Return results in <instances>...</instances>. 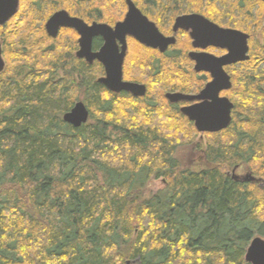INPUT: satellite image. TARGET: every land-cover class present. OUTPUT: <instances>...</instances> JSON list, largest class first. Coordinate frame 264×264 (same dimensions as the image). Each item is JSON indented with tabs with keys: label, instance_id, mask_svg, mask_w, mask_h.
<instances>
[{
	"label": "trees",
	"instance_id": "obj_1",
	"mask_svg": "<svg viewBox=\"0 0 264 264\" xmlns=\"http://www.w3.org/2000/svg\"><path fill=\"white\" fill-rule=\"evenodd\" d=\"M110 1L99 2L106 7ZM72 2L62 0L70 8ZM247 2L264 5L239 0L237 8ZM188 3L198 11L204 0H151L148 7L185 12ZM207 3L211 11L204 14L217 20L211 13L220 0ZM23 7L0 27L8 60L0 74V264H248L250 243L264 238V188L235 182L218 165L181 167L171 123H191L168 104L146 97L137 101L145 104L137 108L142 118L129 120L125 113L117 119L120 103L131 98L101 85L102 66L78 60L76 47L70 51L62 37L51 40L43 30L36 39L34 11ZM243 10L251 16L252 10ZM260 82L247 81L249 92L259 85L263 94L264 78ZM80 99L92 111L89 122L75 129L63 116ZM256 122L250 133L235 132L227 148L211 146L208 161L252 160L264 149V123ZM152 178L164 185L147 195Z\"/></svg>",
	"mask_w": 264,
	"mask_h": 264
},
{
	"label": "water",
	"instance_id": "obj_2",
	"mask_svg": "<svg viewBox=\"0 0 264 264\" xmlns=\"http://www.w3.org/2000/svg\"><path fill=\"white\" fill-rule=\"evenodd\" d=\"M125 1L129 12L124 22L119 23L115 29L98 24L90 27L83 20L72 17L66 11H60L49 19L46 31L49 37L56 39L61 29L75 30L81 36L79 40L81 49L77 57L84 59L90 65L98 61L104 67L105 76L99 79L101 85L116 94L127 92L135 97H145L146 86L124 81L126 37L131 36L139 43L149 48L159 49L161 52H165L176 41L174 38H166L162 35L156 25L141 13L132 0ZM19 10L20 0H0V27L11 22L18 15ZM191 28L194 30L192 37L197 41L194 43L195 47L226 48L229 54L222 58L206 54H191V58L197 63L196 70L209 72L213 81L198 96L170 94L167 98L171 103L199 102L183 108L182 113L194 122L199 133L217 134L230 127L234 108L227 98H220L222 91L232 88L231 78L224 67L249 60V37L237 30L222 29L200 15H189L177 19L175 31ZM97 36L104 38L105 45L99 53L95 54L92 52V41ZM118 40L123 44L122 53L119 51ZM5 69L3 44L0 42V74ZM89 119L90 111L84 102L76 103L72 110L63 116V121L75 129L86 125ZM251 179L255 181V178L251 177ZM245 260L248 264H264V239L257 237L251 242Z\"/></svg>",
	"mask_w": 264,
	"mask_h": 264
},
{
	"label": "rangeland",
	"instance_id": "obj_3",
	"mask_svg": "<svg viewBox=\"0 0 264 264\" xmlns=\"http://www.w3.org/2000/svg\"><path fill=\"white\" fill-rule=\"evenodd\" d=\"M72 1H74V0H70V2H72ZM99 1L100 0H78L77 3L72 2V4L70 5L72 8L62 4V9L70 8V10L72 12H73V9L75 12L78 10H81V12L88 14V16H90V15L95 14L94 12H95V10H97L96 8L98 6V10L102 11V13L104 14V18L107 20L120 18L125 13L126 7H125L124 0H112V1L107 3L106 7H102V9H100V6H102V5H100ZM134 1L139 5L144 4V6H149L148 4L151 2V0H134ZM237 1H239V0H224V1L220 0V3L218 4L219 10H216V11L214 10L211 14L215 15L216 16L215 18L219 19V22L222 23L223 26H226V27L233 26L235 28H239V29H242L244 31H248V32L252 33L254 36H256L254 46L257 47V50H259V52H261V59L259 61V63L261 64L263 62L262 61V57H263L262 48H264V5H262V4L258 5V4L253 3L252 4L253 6H252L251 4H249V2H247L245 4L244 8L252 10L251 16H249L246 14V12L244 13V10H243L244 8L243 9H241V7L237 8ZM33 2H34V0H23L22 4H23V6H26V5L29 6V5H32ZM81 4H82V6L80 8H78ZM155 7H153V8H155ZM201 7L199 8V10L197 12L207 13L208 11L209 12L211 11L210 5L207 3V0H204V5ZM147 8H149V7H147ZM183 8L186 9L187 11H194V12L196 9L195 7L192 8V6L189 3H188V5H186ZM163 9H164V7H162V8L159 7L158 11L162 12ZM67 10L69 11V9H67ZM242 10H243V12H242ZM25 11L27 12L28 10L26 9ZM40 11L37 12L35 10L33 12L35 17L32 19V23H31V26L33 28L34 27L37 28V34L35 35L36 39H38V36L43 35V30L45 32L44 26H45L46 20L48 19L50 14H52V11L44 10V11H42V13H40ZM28 12H30V11H28ZM72 12H70V13L73 15ZM161 12H159V14L158 13L157 14L153 13V14L155 16L161 18V20L164 19L162 21V24L165 28H167L169 25V20H170V19H168L169 15H170V10L168 11V13L164 14L163 19H162V13ZM41 18H44V20H41ZM104 22H106V21H104ZM61 37H62V43H64V44L68 43L69 44L70 51L72 50L71 49L72 46L77 48L78 37H77L75 32H73V34H69V35H66V34H64V32H62ZM182 40L184 41V45L182 48H183L184 52H186L189 49V44L185 43V39H182ZM0 42L2 43L3 41L0 39ZM46 45L48 47L51 46V44L49 42L45 43V46ZM38 46H39V48H40V46L45 48V46L42 44H38ZM141 54L142 53L140 52V48H138L136 50V46H135L134 48L131 49V51H130V60H131L130 61V70L139 72V73L135 74L136 76L141 75L147 79V82H144V83H146L148 85V88H149L148 99L150 101L154 102L155 104H161L162 106L166 105L167 101L164 98L165 91L171 90L170 87L173 86L174 80L175 81L178 80L176 82H178L179 85H185V83H186L185 79H186V77H188L187 76L188 71L181 70V68L179 66H178L179 68L175 67L173 69V66L170 65V62L168 61L169 64H165V62H164V64L162 63V68L164 65V69H163L162 75H158L156 73H152L149 71V67H150V65H152L151 62L153 60L152 59H145V60L140 62L141 64H143L145 62L147 63L146 66H144L146 69V71L144 72V71L140 70L139 62H138L142 58ZM48 58H50L52 60L54 59V57L51 53H48L46 59H48ZM5 62H6V67H7V65H8L7 58H5ZM11 62H12L11 63L12 65L13 64L16 65V61H14L13 58L11 59ZM22 62H23V59H22ZM261 68L264 69V65H262V67H260V69ZM171 70H174V72L176 73V74H174V78L171 77V73H170ZM261 72H263V71H260V73ZM170 77H171V79H170ZM168 84H170V85H168ZM178 87H180V86H178ZM234 99H236V97H234ZM78 102H84L86 104V102L83 99H80ZM78 102H76V103H78ZM238 102H240V101H238ZM120 104H121V107L119 108V111H118L119 116L117 117V119L120 118V116L123 114L125 116V113H126V117L129 120H133V119L135 120V119L142 118V116L138 112L137 108H141V109L144 108V105H145L144 103H138V102H134L133 100H128V101H125L124 103H120ZM237 104L240 105L239 109H237L239 113H242L246 116L251 117L252 118L251 123H254L255 121H257L255 124H261L260 122H258V118L261 117L260 114L264 113V111L261 110V108L264 110V100L259 99V103L257 106L258 108H260L259 114L256 113L257 107H256V109L254 108L250 111V107L252 105H248V103H246L245 101H241L240 103H237ZM89 111H92V110H89ZM154 117L156 118V120L164 122L162 115L160 116L159 114L158 115L156 114V115H154ZM245 120L246 119L242 120L244 122H242L241 124H238V123L235 124L237 126H240L239 130H237V126L234 125V128H232L233 131L228 133V135H225V136H224V134H221V135H202L195 130V127L192 123L188 124V122L186 120H183V119L180 120L182 123L178 126L175 125V123H171L174 131L178 132V134H176V133L171 134V136H173V137L175 136V138H176L175 142H177L176 143L177 147H176L175 155H174L175 161H177L178 164L181 165V167H183L185 169H191L194 171H200L202 169L218 165L225 171V173L227 175L229 174L232 176L235 161H233V162L229 161V163H222V164H221V162L219 164H216V163L212 164L208 161L207 151L211 146L213 148L215 145H218L219 143L224 145V146H222V148L223 147L227 148L229 146L227 144H229L230 141L234 138L233 134L235 132H237V131L238 132L239 131H247L248 132V130H250V128H252V126H251V124H247ZM157 123L158 122H156V124ZM180 131H181V133H180ZM248 133H250V132H248ZM259 142H261L260 143L261 146L262 145L264 146V137H261L259 139ZM246 147H244V149H247ZM248 152H249V155L251 156V152L250 151H248ZM258 153L259 154L255 155V157L252 160L250 159L247 162L245 161L244 164H242L243 167H241L237 171L238 175L244 176L248 173V170H251L253 172L254 176H256L258 179H260V178L263 179V182H264V156L263 157L261 156L264 153V149H263V151H258ZM236 164H239V163L236 162ZM163 185H164V181L162 179L152 178L150 181H148L146 183V194L147 195L155 194L159 189H161L163 187ZM258 185H260L264 188V184H258ZM131 264H138V261L137 260L131 261Z\"/></svg>",
	"mask_w": 264,
	"mask_h": 264
},
{
	"label": "flooded vegetation",
	"instance_id": "obj_4",
	"mask_svg": "<svg viewBox=\"0 0 264 264\" xmlns=\"http://www.w3.org/2000/svg\"><path fill=\"white\" fill-rule=\"evenodd\" d=\"M132 1L136 5V7L141 11V13L144 16H146L150 22H152L156 25V27L158 28V30L160 31V33L162 35H164L166 38H174L176 42H175V44L170 45L166 49L165 52H161L159 49L149 48V47L139 43L135 38H133L131 36H127L126 37L127 51H126L124 68H123L124 81L129 82V83H136V84L146 86L147 94L145 97H135L134 95L127 93V92H122L120 94H116V93H113L109 90L108 91L111 92L112 94H115V95L129 96L131 98V100H133L134 102L141 101L146 97L148 98L149 88H148V85L146 83H144V82H147V79L144 77L142 78V76H140V75L136 76L135 74L139 73V72L130 70V61H131L130 60V51L132 48H134L136 46V50L138 48H140V52L142 53L141 54L142 58L138 62H139L140 70H142L144 72L146 71L144 66H146L147 63L145 62V63L141 64L140 62L145 60V59H152L153 60L151 63L155 64V66L152 69V68H150L152 65H150L149 71L152 73H156L158 75H162V72L164 69V65L162 68V63L164 64V62H165V64H169L168 61L170 62V65L173 66V69L175 67H177V65H179L181 70L188 71L187 72L188 77H186V79H185L186 80L185 85H179V83L176 82L178 80H176V81L174 80L173 86L170 87L171 90L165 91L164 98L167 101V104L170 106L171 109H173L175 112H179L190 123L194 124V122L190 121L182 113V109L185 107L193 106L199 102H197V101L182 102L181 101L178 103H171L170 100L167 98V95L184 94V95H189V96H198L207 87V85H209L213 81L212 75L209 72H205V71L198 72L196 70L197 63H196V61H194L191 58V54H206V55L214 56L216 58H222V57H225L229 54V50L226 48L223 49V48H216L213 46H209V47H207V49H203V48L195 47L194 43L197 41L192 37V33L194 31L192 28L190 30L178 29L177 31H175V25H176L178 18L184 17V16H189V15H200V16L204 17L205 19L214 23L215 25H217L218 27H220L222 29L237 30V31H240V32L248 35V37H249V40H248L249 60L245 61V62H239V63L233 64V65H228V66L224 67L225 72L231 78L232 88L230 90L222 91L220 94V98H227L234 105V108L232 110V123H231L230 127L227 130L222 131L221 133H217L216 135H221V134H224V136L228 135L227 131L234 128L235 124H237V123L241 124L242 122H244V121H242L244 119H246L245 121L247 124H250L252 118H249L248 116H246L242 113H239L237 109H239L240 105L237 103H240L241 101H245L246 103H248V105H252L253 107H255V106H258L259 99L264 100V93L260 94V92H258L259 91V88H258L259 85L255 84L256 85V88H254L256 91L255 94L250 93L249 89L247 88V81H254L255 83H261L260 80H262L264 78V74H263L264 69L263 68L260 69V67H262V65H264V62L261 64L259 63V61L261 59V52H259V50H257V47L254 46L256 36H254L252 33L248 32V31H244L242 29L235 28L233 26H229V27L223 26L222 23L219 22V19L216 18L217 20H214L208 14L200 13L197 11H195V12L194 11H187V10L185 12L184 11L180 12L178 9H176L175 6H168V8H164L163 9L164 11L162 10V12H161V11H158L159 7L147 8L148 6H144V4L139 5L134 0H132ZM124 3H125V7H126L125 13L120 18L110 19V20L105 19L103 13H101L102 14L101 16L104 19L99 20V18H98V16H99L98 6L96 8L97 10H95V12H97V13L94 12L95 13L94 15H90L89 16L90 19H86V17L81 18L79 16L72 15L68 10L62 9V0H34V2L32 4L33 6L32 5H29V6L26 5L25 7H27V10L31 11V12L35 11V10L37 12H39L41 10L40 13H42V11H44V10L52 11V14H50V16L46 20V23L44 26L45 33L49 37V35L46 31V24L54 14H56L60 11L68 12L72 17L79 18V19L83 20L90 27L93 26L94 24H98V25H107V26L115 29L119 23L124 22L128 12H129V9H128V6H127L125 0H124ZM81 6H82V4L78 8H80ZM102 7H105V6H100V9H102ZM21 8H24V7H23V4L21 5V0H20V10H21ZM20 10H19V12H20ZM169 10H170V15L168 17V19H170L169 25L167 28H165L162 24V21L164 20L163 19L164 14L168 13ZM153 11H155V12H153ZM159 12L162 13V19L163 20H161V18L154 15L157 13L159 14ZM152 15H154L155 17H153ZM104 21H106V22H104ZM65 30H71V31L76 33L78 39H77V48H76V51L74 52V55L78 60H81V61H84L85 63H87L84 59H79L77 57V53L81 49L80 43H79L81 36L75 30L61 29L60 33L56 39L51 38V37H49V38H51V40H58L62 36V32H64ZM182 39H185V43L189 44V49L186 52H184V50L182 48L184 45V41ZM60 42H62V38L60 39ZM117 44H118L120 53H122L123 44L119 40L117 41ZM104 45H105V40L102 36L95 37L92 41V52L95 54L99 53L101 51V49L104 47ZM262 50H263V48H262ZM96 64H100V63L98 61H95L94 64H92V65L88 64V65L94 66ZM100 65L102 66V64H100ZM102 69H103V74H102V76H100L99 79H101L102 77L105 76V70H104L103 66H102ZM260 71H263V72L260 73ZM170 73L176 74L174 72V70H171ZM140 81H144V82H140ZM168 85H170V84H168ZM178 86H180V87H178ZM234 97H236V99H234ZM238 101H240V102H238ZM167 108H168V106H167ZM257 110L260 111V108L257 107ZM257 110H256V112H257ZM261 110L264 111L262 108H261ZM260 115H261V117L258 118V120L261 121V123H264V114L262 113ZM235 126H237V125H235ZM194 127H195V125H194ZM239 129H240V126H237V130H239ZM204 135H213V134H211V133L207 134L206 133ZM237 135L239 136V133H237ZM244 162L245 161H238L239 164L234 165V169L232 172L233 175L232 176L229 174L228 175L235 182H238L241 184H264L263 179H261V178H260L261 180L258 179L256 176L253 175V172L251 170H248V173L244 176L237 174V171L241 167H243L242 164H244ZM251 177L255 178V181H252ZM255 238H257V237H255ZM260 238H262V237H260ZM262 239H264V238H262Z\"/></svg>",
	"mask_w": 264,
	"mask_h": 264
},
{
	"label": "bare ground",
	"instance_id": "obj_5",
	"mask_svg": "<svg viewBox=\"0 0 264 264\" xmlns=\"http://www.w3.org/2000/svg\"><path fill=\"white\" fill-rule=\"evenodd\" d=\"M248 54H249V53H248ZM229 90H230V89H229ZM193 125H194V124H193ZM198 133H199V132H198ZM220 133H221V132H220ZM200 134H203V133H200ZM204 134H206V133H204ZM204 134H203V135H204ZM207 134H208V133H207ZM213 135H214V134H213ZM215 135H216V134H215Z\"/></svg>",
	"mask_w": 264,
	"mask_h": 264
}]
</instances>
